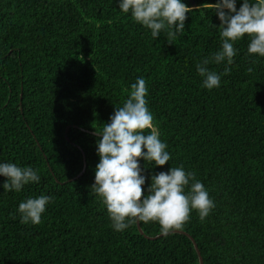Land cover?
<instances>
[{"label":"trees","instance_id":"obj_1","mask_svg":"<svg viewBox=\"0 0 264 264\" xmlns=\"http://www.w3.org/2000/svg\"><path fill=\"white\" fill-rule=\"evenodd\" d=\"M184 2L192 10L170 44L117 0H0V162L41 176L19 193L0 177V264H198L184 234L202 264H264V57L245 36L221 86L203 88L195 64L220 46L216 0ZM138 77L172 157L146 169L145 194L152 174L183 165L215 203L173 230L184 234L164 237L158 222L117 232L91 193L95 129ZM41 194L53 198L41 222L20 223L19 203Z\"/></svg>","mask_w":264,"mask_h":264},{"label":"clouds","instance_id":"obj_2","mask_svg":"<svg viewBox=\"0 0 264 264\" xmlns=\"http://www.w3.org/2000/svg\"><path fill=\"white\" fill-rule=\"evenodd\" d=\"M118 9L130 13L133 21L150 30L157 39L166 34L168 43L185 30L186 14L192 8L184 0H117ZM216 0L213 11L218 17L220 46L209 56L195 64L202 78V87L208 90L221 86L222 76L228 75L238 49L237 41L248 37L247 53L264 57V0ZM224 63V71H211L210 64ZM127 97L122 106L115 107L109 122L102 124L96 141L99 162L95 167L91 193L105 206L111 227L122 232L139 222H158L160 232L167 237L180 229L196 211L203 221L215 207L204 184L183 165L170 166L167 172L152 174L145 194L142 186L148 168L162 167L172 157L167 144L153 124V114L148 108V89L143 77H138L126 89ZM150 130L145 132V130ZM145 166H140V160ZM150 165V166H149ZM0 177L5 178L3 192L19 193L29 184L41 180L38 169L19 166L12 162H0ZM187 189V191H186ZM49 195L28 197L16 209L20 223L38 225L46 205L52 201Z\"/></svg>","mask_w":264,"mask_h":264},{"label":"water","instance_id":"obj_3","mask_svg":"<svg viewBox=\"0 0 264 264\" xmlns=\"http://www.w3.org/2000/svg\"><path fill=\"white\" fill-rule=\"evenodd\" d=\"M137 226H138V224H137ZM138 230L140 231V234H141L142 232H141V230L139 229V227H138ZM171 233L184 234L183 232H181V231H177V230H176V231H172ZM184 235H185L186 237H188L189 240L193 243V245H194V249H195V252H196V255H197V259H198V264H202V259H201L200 253H199L198 249L196 248L193 239H192L189 235H187V234H184ZM157 237H159V236H156V238H157ZM151 239H155V237H154V238H151Z\"/></svg>","mask_w":264,"mask_h":264}]
</instances>
